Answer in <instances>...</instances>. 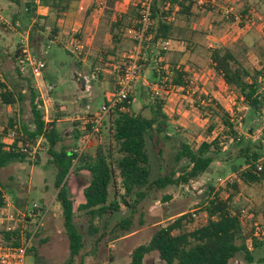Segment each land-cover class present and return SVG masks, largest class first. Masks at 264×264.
Wrapping results in <instances>:
<instances>
[{
	"label": "trees",
	"instance_id": "trees-1",
	"mask_svg": "<svg viewBox=\"0 0 264 264\" xmlns=\"http://www.w3.org/2000/svg\"><path fill=\"white\" fill-rule=\"evenodd\" d=\"M15 1L23 7L24 19L31 23L29 39L32 42L35 32L38 31H45L46 40L54 41L61 28L59 22L65 17L71 2L78 0H38L40 5L48 7L49 14L45 16L36 13L35 0ZM195 6L194 0H154L153 25L150 30L153 33V40L171 39L174 20L180 16L188 20L194 15ZM94 7L95 4L92 3L86 14L89 15ZM247 9L245 6L240 15H244ZM104 16L112 39L119 42L123 32L135 26L133 21L137 18V11L135 6L126 0H112V6L105 9ZM14 19L11 18L12 22ZM76 38L80 39L78 33L73 35V39ZM19 51L20 48H17L16 56ZM112 52L113 49L107 48L104 53L113 54ZM166 52L159 49L155 57L159 62L155 64H161ZM104 53L96 58L101 63L106 60ZM209 59L221 81L233 87L242 97L243 103L247 106L248 118H259L263 115L264 120V113L261 111L264 89H260L258 82V76L263 72L249 71L237 59L231 48L223 43H217L209 51ZM16 60L17 57L14 61ZM142 63L145 65L146 61ZM15 72L24 83L16 89L10 88L0 79V103L14 107L27 98L31 112L29 124L32 127L19 122L15 116L8 117L4 123L0 122V169L13 162H28L31 159V152L38 145L46 148L49 155L48 164L54 170L56 199L61 206L63 225L69 240L67 264H71L73 256L82 252L84 247L83 235L75 222L74 203L66 188V178L73 171L75 163H78L76 171L84 169L89 172V180L82 188V201L77 205V210L89 217V233L97 232L96 227H91L95 218L105 217L104 224H107V220L117 216L116 214L121 211V206L126 208L127 215L115 221L109 233L111 239H116L132 231L131 213L136 210V204L145 199L149 192L163 189L168 185L187 184L189 180L197 179L207 172L218 158L220 140L217 137L211 141L205 138L196 147L183 142L173 156L176 164L184 159L178 171L170 166L168 173L150 179L151 162L146 147L147 139L156 143L160 135L169 138L165 134L169 123L163 111L164 99L157 97L148 103L151 110L149 116L143 115L140 111L122 112L117 109L109 111L96 135L97 143L93 151L91 149V152L87 151L78 156L74 148L88 124L74 120L73 142L57 147L61 141L56 127L57 118L54 117L48 123L44 122L42 109L35 102L37 93L31 76L20 73L18 65L15 66ZM154 75L156 78L159 77L156 69ZM187 75L186 71L176 67L175 70H169L162 81L184 86L189 83ZM210 95L207 97L211 102L207 106L211 103L217 106V101ZM217 108L222 111L221 118L228 128L227 134L232 137V142L241 145L235 160L228 162L229 170L236 173V178L231 182L227 181L221 188L215 189L212 184L208 185V191L201 200L204 205L202 222L195 225L194 214L184 212L165 225L157 224L149 242L138 245L131 251L128 264H142L145 255L152 251H156L165 264H230L237 254H242L244 259L251 263L255 260L253 252L257 250L261 253L256 258V263L264 264V235H254L256 227L264 230V224L257 221L259 213L264 218V210L253 204H241L235 199L242 185L259 184L264 181V159L261 170L256 168L257 160L264 155V127L259 139L251 141L234 130L228 112L223 111L221 106ZM107 123V142L103 144L102 130ZM211 129L212 127H209V132ZM10 132L15 133L11 138L8 137ZM177 172L179 174L175 177ZM3 193L5 188L0 184V207L3 206ZM13 199L17 206L24 205L17 198ZM246 225L249 226L248 230ZM102 235L104 234L101 233L93 240V247L104 242L101 241ZM6 238L7 233L0 230V240ZM247 240L252 243V251L247 247ZM29 252L35 257L36 249L33 245L29 248L28 254Z\"/></svg>",
	"mask_w": 264,
	"mask_h": 264
},
{
	"label": "rangeland",
	"instance_id": "rangeland-1",
	"mask_svg": "<svg viewBox=\"0 0 264 264\" xmlns=\"http://www.w3.org/2000/svg\"><path fill=\"white\" fill-rule=\"evenodd\" d=\"M8 2L10 3L7 5ZM245 6L249 9L245 14L249 13V15L254 16L253 20L248 23L238 21L235 18L236 16L240 18V12ZM14 12H16V16L14 22H12L11 16ZM195 12H197V15L190 17L189 20H185L181 16L174 20L176 26L171 37L173 45L165 54L170 57L167 60L168 62H165L162 58L161 64H155L153 60L159 53V49L153 46L149 48L146 61L152 59L159 77L154 78L150 66L142 65V73L145 68L148 71V79L155 81L156 88L151 89L147 86L143 97L140 100L136 98L135 103L138 106L144 105L143 113L149 116L148 103L151 99L155 97L167 99L164 98L167 96L165 89L167 90L171 84L162 81L165 79L164 75L169 70H175L176 65L179 64L180 68L183 67L184 71L190 75L188 84L195 89L206 91L209 95L211 92L208 91L210 90L219 91L220 96H217V94H211L210 96L217 101V106H221L223 111H232L234 130L242 137L256 141L261 136L264 127L263 115L259 118H248V110L244 108L240 100L235 99L233 104L232 101H228L225 97L223 82L209 64L207 43L214 41L215 44H225L231 48L237 59L249 71H262L263 74L260 75L262 81L259 82V85L261 90L264 89V0H207L200 9L196 5ZM81 22H83L82 16H80V19L75 20V25ZM30 29L31 23H27L24 19L23 7L20 4H17L14 0H0L1 48L4 43L7 46L6 51L13 52L17 45L20 46L27 32L30 33ZM73 29L77 31L79 26H74ZM122 35L119 42H113L109 41L107 33H102L96 43L93 40L91 41L90 34L84 33L83 36H80V41L84 44V52L82 51L81 54H83V58H86L87 65H90L86 70L89 67V70H91L93 66L95 74L100 70L103 71L106 67L101 64V61L99 63V60L94 59L99 54L103 55L102 53L107 48L112 50L114 45L113 54L104 53L105 57L122 58L128 49L134 45L133 40L129 37V32L125 31ZM188 39L195 41L196 45L191 47L186 42ZM69 40H72L71 43H73L75 39L70 37ZM46 43L47 63L44 57L39 55L38 58L43 59L48 72L58 78L56 90L58 92L67 90L70 95L82 96L90 102V106L93 108L92 112L98 110L104 102L101 92L94 94L90 90L88 92L81 91L76 73L70 67L72 56L56 44L51 45L48 41ZM175 44L181 46L180 51L175 49ZM37 45V32H35L32 42H29V50L35 56L37 55ZM75 55L79 56V54ZM168 63L171 66L168 67ZM16 65L9 57L0 56V79L10 88L17 89L24 82L15 72ZM182 92L177 93L183 95L185 92ZM51 95L53 99L49 102L48 107L52 115L51 118H57L56 127L61 136V141L57 144V147L71 144L73 142L72 129L74 121L71 119L81 114L77 109L70 110L65 105L53 104L57 95L53 93ZM77 104H79L78 101ZM217 106L211 103L210 106L204 104L200 107H192L190 103L187 105V100H184L181 110L185 113L181 115L177 112L176 119L166 129L165 134L169 138L166 139L162 137L163 135H160L156 143H154V140L147 139L146 147L151 162L150 179L168 173L171 167L178 171L180 165L184 163V159L176 164L173 156L183 142L196 147L205 138L207 141H211L217 137L220 140L218 144L220 152L209 170L197 179L189 180L187 184L168 185L163 189L149 192L145 199L136 204V210L131 213L133 219L132 231L119 238L111 239L109 233L115 221L121 216L127 215L124 206H121V211L116 214L117 216L107 220V224H104L105 217L95 218L91 227H96L97 232H88L89 217L87 214L78 211L77 205L82 201V188L89 180V172L84 169L76 171L75 167L78 163L74 161L73 171L66 178V188L74 203L75 222L83 235L84 247L82 252L80 251L79 254L73 256L71 264H128L131 251L136 246L149 242L157 224L165 225L175 216L184 212L194 214L195 225L203 221L204 205L201 200L205 196V192L208 191V185L212 184L215 189L225 186V183L220 182L217 178L222 177L224 179L234 172L229 170L228 162L235 160L238 148L241 146L232 142V137L227 134L229 133L228 128L223 124L221 118L223 117L221 116L222 111L218 110ZM12 116H15L19 122L32 127L29 124L31 112L27 98L14 107L0 103V122L4 123L8 117ZM240 121H242L241 125L238 123ZM80 124L82 125V123ZM209 127H212L210 132ZM107 130L108 123L102 130L103 144L107 142ZM48 158L46 148L38 145L31 152V159L28 162H13L0 169V184L4 186L5 193L9 194L12 200H14L13 197L17 198L24 205L32 202H42L41 204L47 208L43 227L32 244L36 249L35 257L32 252H29L27 264H67L69 260V240L63 225L61 206L56 199L57 190L54 187V170L48 164ZM178 174L179 172L175 174V177ZM235 199L241 204H253L263 211L264 181L259 184L242 185ZM257 221L264 224V218L260 213ZM245 227L246 230L249 229L248 225ZM101 233L104 234L101 239L104 242H100L97 247H93V240ZM249 251H252V249ZM260 253L261 251L258 250L253 252L255 260L251 263L247 262L242 254H237L230 264H258L256 258ZM142 264L165 263L159 258L156 251H152L145 255Z\"/></svg>",
	"mask_w": 264,
	"mask_h": 264
},
{
	"label": "built area",
	"instance_id": "built-area-1",
	"mask_svg": "<svg viewBox=\"0 0 264 264\" xmlns=\"http://www.w3.org/2000/svg\"><path fill=\"white\" fill-rule=\"evenodd\" d=\"M126 1L135 6L137 11L135 26L131 29L134 45L128 49L125 55L120 58L117 63L111 66L114 87L110 93V97L101 104L97 111L87 112L82 118L84 119L83 123H87L88 126L81 133L77 146L74 148V152L78 156L94 148L97 143L96 135L109 111L113 109L122 112L131 111V106L136 101L133 92L134 85L142 79V62L146 61L149 48L153 46L160 50L167 51L173 45L171 39L159 41L153 40V33L150 30L153 25L152 5L154 0ZM194 1L199 8L207 2V0ZM94 3L96 8L100 10L111 7L109 0H94ZM228 11L229 9L227 12ZM235 18L238 21L248 23L253 20L254 16L251 14L249 15L248 13L240 15V18L237 16ZM83 48L84 44L81 43L79 38H76L69 46L71 52L75 54H80ZM208 48H214L213 42L208 44ZM153 61L155 63L159 62L157 59H154ZM17 65L21 73H27L31 76L33 86L37 93L35 102L42 109L44 122H51L52 118L48 104L51 101L50 92L52 91L53 86L46 83L43 78L45 61L31 54L29 50L28 34H26L25 38H23L20 43V55L17 59ZM261 81L262 79L259 76L258 82ZM178 87L183 93L185 92L183 95H185L184 97L187 100V105L190 103L192 107H200L201 105H207L210 102L206 91H199L190 84ZM236 92L237 91L233 87L227 84L225 85V97L228 101H232L233 104L235 99H238L242 102L244 108H247L243 103L242 97ZM86 109L89 111L90 106L86 105ZM261 111L264 113V103ZM227 112L229 113L231 120H233L231 115L232 111L227 110ZM238 123L241 125L242 121ZM14 134L15 133L13 132L8 133V137L11 138ZM263 159L264 156L257 160V170H261ZM234 178H236L235 172L229 174L224 179L222 177H218L217 179L220 182L226 183L227 181L231 182ZM2 199L3 206L0 207V230L7 233V238L0 240V264H27L28 250L43 227L47 208L41 204L42 202H32L19 207L7 193L2 194ZM254 235H264V230L260 227H256ZM247 247L249 250L252 248L250 240H247Z\"/></svg>",
	"mask_w": 264,
	"mask_h": 264
},
{
	"label": "crops",
	"instance_id": "crops-1",
	"mask_svg": "<svg viewBox=\"0 0 264 264\" xmlns=\"http://www.w3.org/2000/svg\"><path fill=\"white\" fill-rule=\"evenodd\" d=\"M22 1H24V0H22ZM35 1H36V13L40 16L48 15L49 14L48 7L44 6V5H40L38 0H35ZM109 2H110V5L112 6V0H109ZM9 3L10 2H8L7 5ZM92 3H94V0L72 1L68 10H67L65 17L59 22V26L61 28H60V31L57 33V35H55L54 41L46 40L47 33L45 31H38L37 32L38 45L36 46V54L38 56L36 55V57H40V56L44 57L46 60V63H47L46 58H47L48 53H45L46 52L45 47L47 44L46 41H48L51 45L56 44L57 46L63 48L67 54L72 56L70 67L73 68V71L76 73V77H77V80L79 82L80 90L81 91H87V92L90 90L94 94H96V92L97 93L101 92L102 97H103V101H105L108 97H110V93L112 92L113 87H114V78H113V75L111 73V66L114 65L115 63H117L119 61V59L116 57L108 56L106 58L105 62L101 63L106 68L103 71L100 70L97 74H94L93 66L91 67V70H89L90 67L88 68V70H86V68L88 67L89 64L87 65L86 58H83V56H82L83 54H81L84 52V48L82 50L83 52H81L79 54V56H76L75 54H73V52H71L69 49L70 43L72 41V40H69V38L70 37L73 38V35L75 33H78V35H80V36H83L84 33H87V35L90 34L91 41L93 40V41H95V43H96V41H98L100 39V37H101L100 35L102 33H107L109 41L114 42L109 31L107 30V25H106L105 18H104L105 17L104 16L105 9L100 10V9H97L95 6L89 15L86 14V11L88 10V8L90 7V5ZM109 8H111V7H109ZM196 15H197V12L194 11V15L191 17H194ZM15 16H16V12H14V14L11 16V18L12 17L15 18ZM80 16L83 17V22L79 23L78 25H75V20L77 18L80 19ZM73 23H74V25H73ZM133 23H135V19H134ZM88 25H90V26H88ZM74 26H79V30L75 31L73 29ZM175 26H176V24L174 21L173 31L175 29ZM131 29L129 28L125 31L130 33L129 37L132 39ZM27 34H28V38H29V33L27 32ZM29 42H30V39H29ZM186 42L189 43L191 45V47H193V45H196V42L193 40H190V39L186 40ZM210 42H213L214 47L217 44V43L215 44L214 41H209L207 43V48H208V44ZM114 46H112L113 50L115 49ZM6 47L7 46L3 43L2 48L0 47V50H1L0 56L1 57H9L12 60V62H15L14 61L15 58L17 57V59H18V56L20 55V51H19L17 53V56H16V50H17V48H20V46L17 45V47L15 48V50L13 52L12 51H6V49H5ZM175 49L180 51L181 46L175 44ZM210 50L211 49L208 48V53ZM169 58H170L169 55L168 56L164 55L163 60H165V62H168L167 60H169ZM94 60H96V58ZM110 61H112V63ZM15 63L17 64V60ZM209 64L211 66L210 59H209ZM167 65H168V67L171 66L169 63ZM145 66L146 67L150 66L152 68L151 72H153V76H154V78H156L154 75V69L155 68H154L152 59L147 60ZM176 66L180 68L179 64ZM182 69L184 70L183 67H182ZM147 72L148 71L144 68L143 73H142V79L134 85V90H133L134 96H135V98H137L139 100H140V98L143 97L144 90L146 89L147 86L151 89L156 88L155 81L148 79ZM187 77H190V75H187ZM43 78H44V81L46 83L54 85L52 91L50 92L51 101L53 99L51 94L53 93V94L57 95L56 98H54L55 103H53V104H58L59 106L65 105L70 110L71 109L72 110L77 109L80 112L81 115H79L76 118L71 119V120H79V121L83 122L84 119H82V118L85 116V114L87 112H92L93 108L90 106V102L88 100H85L84 97H82V96L77 97V96L70 95V92H68L67 90H64V91L62 90L61 92L60 91L58 92L56 90V83L58 82V78L56 76H53L52 74H50L48 72L47 65H46L45 70L43 71ZM223 85H224V92H225V85L226 84L223 83ZM177 92H182V91L180 90V88L178 86H175V85H171L167 90L165 89V94L167 96H165L164 98H167V99H164L163 111L166 114V116L168 117V119H167V122L169 123L168 127L171 126L173 121L176 119V113L177 112L181 113V115H183L185 113V112H183V110H181V105H182V102H184V100H186V99H185L184 95H180ZM208 92H211L210 94H217V96L218 95L220 96L219 91H214V90L211 91L210 90ZM77 101L79 102V104H77ZM86 105L90 106L89 111H87ZM143 109H144V105L138 106V104L136 105L135 102L131 106V111H134V112L140 111V112H142L143 115H145L143 113ZM94 111H97V110H93V112ZM150 113H151V110H150Z\"/></svg>",
	"mask_w": 264,
	"mask_h": 264
}]
</instances>
